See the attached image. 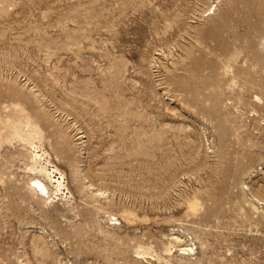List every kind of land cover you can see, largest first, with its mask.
<instances>
[{"label": "rangeland", "instance_id": "374dc122", "mask_svg": "<svg viewBox=\"0 0 264 264\" xmlns=\"http://www.w3.org/2000/svg\"><path fill=\"white\" fill-rule=\"evenodd\" d=\"M263 34L264 0H0V264H264Z\"/></svg>", "mask_w": 264, "mask_h": 264}, {"label": "bare ground", "instance_id": "6f19581e", "mask_svg": "<svg viewBox=\"0 0 264 264\" xmlns=\"http://www.w3.org/2000/svg\"><path fill=\"white\" fill-rule=\"evenodd\" d=\"M262 42L264 44V34L262 35ZM32 182L36 185L37 188H40L41 193L42 192L43 193L45 192L46 195L50 197V195H49L50 194V191L48 190L47 185L41 179H39V178H33L32 179ZM185 250H188V249H185Z\"/></svg>", "mask_w": 264, "mask_h": 264}]
</instances>
